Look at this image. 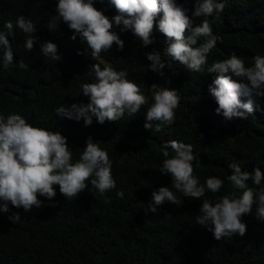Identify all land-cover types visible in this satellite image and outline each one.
<instances>
[{
  "label": "trees",
  "instance_id": "16d2710c",
  "mask_svg": "<svg viewBox=\"0 0 264 264\" xmlns=\"http://www.w3.org/2000/svg\"><path fill=\"white\" fill-rule=\"evenodd\" d=\"M176 2L191 15L193 0ZM223 2L222 12L207 17L218 37L207 66L233 52L251 66L253 57L264 56V0ZM94 7L109 18L116 14L107 0H97ZM54 8L55 0H0V29L5 21L14 23L23 15L35 24L36 40L27 51L23 46L26 35L14 27L10 38L13 63L23 59L28 70L0 67V116L16 113L34 127L59 131L67 138L73 159H78L88 136L100 141L112 160L116 187L106 193L111 197L109 204L89 184L72 199L64 198L58 186H53L57 189L53 200L38 196L42 206L29 212L9 206L8 213H0V264H264V222L255 218V204L242 216L246 225L243 236L234 234L217 241L194 221L200 201L237 191L227 180L229 163H238L242 171L259 168L264 175V94L251 97L254 111L245 119L226 120L214 112L215 101L207 92L215 73L206 69L193 72L179 62L165 60L164 37L156 31L155 23L154 42L147 47L130 32L119 33L115 28L124 41L123 49L118 51L113 45L94 60L79 38L69 39L71 32L65 25L55 31L43 26ZM192 19L199 24L205 17ZM45 41L56 44L59 61L40 55L39 44ZM202 42L203 38L198 44ZM152 51L165 60L163 76L148 70L145 54ZM101 61L117 71L126 70L127 78L149 98L153 84L175 89L180 100L174 122L156 131L159 122L153 121V129L145 130L143 116L150 99L137 114H125L116 122L97 124L93 117L92 124L85 127L82 119L57 117L54 110L62 104L88 102L80 85L95 81L90 65ZM169 140L192 146L196 157L193 174L200 183L209 176L221 178L223 186L218 193L206 192L197 200L171 189L170 178L159 173L164 159L160 145ZM248 184L253 187L251 181ZM161 186H168L180 203L162 204L155 213L146 211L151 192ZM116 191H122L123 197H117ZM13 212L19 213L20 219L11 222L7 217Z\"/></svg>",
  "mask_w": 264,
  "mask_h": 264
},
{
  "label": "clouds",
  "instance_id": "9594fccd",
  "mask_svg": "<svg viewBox=\"0 0 264 264\" xmlns=\"http://www.w3.org/2000/svg\"><path fill=\"white\" fill-rule=\"evenodd\" d=\"M97 0H55L54 14H49L44 23L48 31H55L61 24L70 30L69 39L79 38L81 44L90 49L94 60L100 59L101 52H107L113 45L118 51L124 47L119 33L130 32L139 40L142 47L152 44V31L155 29L164 37L166 47L163 56L170 61L179 62L193 72L206 69L215 73L207 92L216 104L214 112L224 119H245L254 111L251 97L264 94V56L253 57L254 63L246 66L244 60L231 53L227 59L213 62L207 66V57L215 47L218 37L213 34L207 17L219 14L225 5L223 0H193L191 15L188 8L176 0H107L114 8L115 15L109 18L94 7ZM205 17L199 24L192 18ZM14 27L22 31L26 38L24 48L31 51L36 42L33 32L35 24L31 19L19 15L5 21L0 29V67L8 70L18 67L28 70L23 59L13 63L11 37ZM203 38V42L198 41ZM40 55L52 61H59L57 46L45 41L39 44ZM79 54V52L77 53ZM149 62L148 70L163 76L165 60L161 53L152 51L145 54ZM103 63V67H101ZM90 65L95 81L80 85L81 95L87 97V103L60 105L54 111L57 117L68 120H83L85 127L93 122L119 121L125 114L131 117L138 113L141 106L149 104L144 113L145 130H155L161 125L174 122L175 109L180 97L175 89L158 86L149 87V98L140 87L128 79L126 70H115L107 62ZM241 97L245 100L242 102ZM100 141L88 136L78 159H73L67 138L59 131L38 128L26 122L21 115L12 113L0 116V213H8L9 206L29 212L40 208L44 200H53L58 186L59 193L66 199L77 197L90 184L105 204L111 203L106 193L116 187L111 175L112 160L100 147ZM160 152L164 159L159 173L170 178L171 189L182 193L184 197L199 199L206 192L218 193L223 181L217 176L206 177L200 183L193 174L192 163L196 159L192 146L176 140L162 142ZM171 153V155H170ZM230 175L227 180L234 192L200 201L199 213L194 221L209 231L213 239L234 234L243 236L246 225L242 216L250 213L256 205V219L264 222V175L259 168L251 172L241 170L238 163L227 165ZM87 181V183H86ZM251 181L253 187L248 182ZM168 186H161L151 192V199L145 206L146 211L155 213L159 206L168 203L179 204L177 195ZM238 192V194H237ZM122 191H116L117 197H123ZM11 222L19 220V213L13 212L7 217Z\"/></svg>",
  "mask_w": 264,
  "mask_h": 264
},
{
  "label": "bare ground",
  "instance_id": "6f19581e",
  "mask_svg": "<svg viewBox=\"0 0 264 264\" xmlns=\"http://www.w3.org/2000/svg\"><path fill=\"white\" fill-rule=\"evenodd\" d=\"M260 113V112H259Z\"/></svg>",
  "mask_w": 264,
  "mask_h": 264
}]
</instances>
